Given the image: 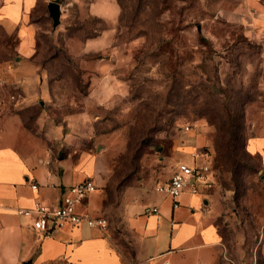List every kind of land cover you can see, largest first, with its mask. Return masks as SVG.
<instances>
[{
	"label": "rangeland",
	"instance_id": "1",
	"mask_svg": "<svg viewBox=\"0 0 264 264\" xmlns=\"http://www.w3.org/2000/svg\"><path fill=\"white\" fill-rule=\"evenodd\" d=\"M48 1L34 9L29 55L0 17V111L54 159L97 157L113 227L204 146L202 193L221 234L214 264H264V170L245 148L264 133V40L230 18L239 0H116L113 20L92 15V0H55L56 25Z\"/></svg>",
	"mask_w": 264,
	"mask_h": 264
},
{
	"label": "crops",
	"instance_id": "2",
	"mask_svg": "<svg viewBox=\"0 0 264 264\" xmlns=\"http://www.w3.org/2000/svg\"><path fill=\"white\" fill-rule=\"evenodd\" d=\"M39 1L2 0L0 4V17L14 24L23 55L30 54L35 42L34 9ZM234 5L230 18L242 25L251 41L264 40V0H239ZM89 12L113 20L120 6L116 0H92ZM30 74L34 77L36 72ZM245 148L259 157L264 170V133L249 135ZM98 170L94 155L52 158L41 141L29 138L20 118L0 111V264H214L221 234L202 192H182L173 206L170 196L154 188L148 202L128 205L119 226L108 222L103 231L82 224L46 233L33 228V215L18 212L37 200L59 203L71 183L91 176L97 187L78 209L102 213ZM152 205L159 210L146 213Z\"/></svg>",
	"mask_w": 264,
	"mask_h": 264
},
{
	"label": "built area",
	"instance_id": "3",
	"mask_svg": "<svg viewBox=\"0 0 264 264\" xmlns=\"http://www.w3.org/2000/svg\"><path fill=\"white\" fill-rule=\"evenodd\" d=\"M190 157V161L178 160L170 176L164 182H158L154 187L157 192L170 196L173 206L179 203L178 196L182 192L200 193L209 185L210 151L204 146H197L190 153ZM31 186L36 188L37 183H32ZM96 187L94 179L91 176H86L71 183L63 192L59 203L37 200L32 207L21 208L18 212L33 215V228L46 233L58 228H74L82 224L103 231L108 227V219L102 213L78 209L79 205ZM158 210L157 205L145 208L146 213Z\"/></svg>",
	"mask_w": 264,
	"mask_h": 264
},
{
	"label": "water",
	"instance_id": "4",
	"mask_svg": "<svg viewBox=\"0 0 264 264\" xmlns=\"http://www.w3.org/2000/svg\"><path fill=\"white\" fill-rule=\"evenodd\" d=\"M47 9L49 12V15L51 16L53 20V24L56 25L60 21V15H61V4L55 0H49L47 2ZM26 264V263H23Z\"/></svg>",
	"mask_w": 264,
	"mask_h": 264
}]
</instances>
